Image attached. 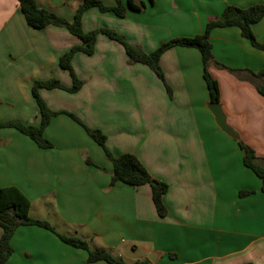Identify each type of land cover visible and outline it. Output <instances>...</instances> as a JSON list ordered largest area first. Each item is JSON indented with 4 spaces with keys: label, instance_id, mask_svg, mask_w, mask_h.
Instances as JSON below:
<instances>
[{
    "label": "crops",
    "instance_id": "crops-1",
    "mask_svg": "<svg viewBox=\"0 0 264 264\" xmlns=\"http://www.w3.org/2000/svg\"><path fill=\"white\" fill-rule=\"evenodd\" d=\"M102 1L109 7L117 3ZM141 1L146 8L128 10L124 19L90 9L83 17L84 31L111 29L151 53L169 39L203 34L209 19L221 16L227 6L264 4ZM36 2L72 21L82 0ZM253 32L264 43V18ZM210 41L215 62L254 73L264 69V52L239 28L215 29ZM80 44L66 28L33 29L19 0H0V120L39 126L32 87L50 79L71 87L72 77L59 61ZM160 63L172 96L153 71L131 64L121 45L100 34L92 56L77 53L73 58L75 73L84 81L82 89L75 94L41 90L40 95L52 111L72 113L102 131L115 157L134 154L153 179L166 183V217L157 213L151 186L119 182L111 187L113 163L66 114L54 117L46 128L45 137L54 146L48 150L15 129H0V187L20 189L31 201L32 218L126 264H264L263 182L245 166L239 146V141L249 146L264 163V96L257 90L259 81L209 65L227 122L239 134L236 140L219 128L208 108L200 52L174 48ZM2 234L0 228V239ZM11 245L14 251L6 264H89L86 251L36 226L20 227Z\"/></svg>",
    "mask_w": 264,
    "mask_h": 264
},
{
    "label": "trees",
    "instance_id": "trees-1",
    "mask_svg": "<svg viewBox=\"0 0 264 264\" xmlns=\"http://www.w3.org/2000/svg\"><path fill=\"white\" fill-rule=\"evenodd\" d=\"M113 7L106 6L102 0H82L77 8L72 21H67L52 12L41 9L36 0H19L20 8L26 21L30 27L41 30L49 26L66 28L72 35L80 39L81 44L74 46L66 52L59 61L61 69L67 71L73 80L71 87L64 86L57 79L47 81H36L32 87V94L39 108L40 124L39 126L28 125L20 121H1L0 129H15L23 135L29 137L41 149H52L53 143L45 137V130L49 126L51 120L60 115L66 114L81 125L88 135L100 145L106 154L108 160L113 163L114 171L111 180V187L122 182L129 186L141 187L144 185L151 186L152 199L158 215L164 218L168 214V210L164 204L163 197L168 192V185L152 178L147 169L134 154H123L115 157L107 148V136L100 130L91 129L76 115L68 112L52 111L46 101L41 97V90H63L70 94L79 92L84 86L82 81L73 68V58L77 53H83L92 56L95 53L97 38L100 34L106 36L111 41L118 43L125 50L129 62L131 64H142L147 66L155 75L163 82L168 93L172 96V89L166 81L165 74L161 67V58L169 50L174 48L197 49L202 57L204 67V79L206 81L210 102L212 104H220V89L218 82L209 74L208 68L211 63L218 67L227 69L241 79L253 82L257 80V90L264 96V69L254 73L248 70H235L215 62L213 55V45L210 41L211 33L215 29H225L237 27L240 29L242 36L247 39L251 45L264 52V43H260L254 35L253 26L264 18V4L255 5L246 9L236 6H227L220 17L209 19L205 31L201 35L194 37H183L171 39L160 45L151 53L145 52L142 48L130 44L122 35L111 29L101 28L98 30L85 32L83 29V17L87 11L97 8L102 13H113L116 17L124 19L128 10L142 11L146 5L141 0H116ZM154 0H151L153 3ZM244 75H247L246 78ZM239 146L244 155V164L252 170L263 182L264 190V163L258 160L256 153L249 146L239 141ZM87 164L92 165L90 159ZM250 192H242L241 195H248ZM31 201L17 187H0V228L3 230L0 239V264H6L13 254L11 240L15 232L23 226H36L48 230L64 242L65 244L84 250L88 253V263L106 262L108 264H126L121 260H117L109 253L103 250H91L89 245L75 237H67L58 233L55 228L47 221L34 219L30 215ZM135 264H148V262H138Z\"/></svg>",
    "mask_w": 264,
    "mask_h": 264
},
{
    "label": "water",
    "instance_id": "water-1",
    "mask_svg": "<svg viewBox=\"0 0 264 264\" xmlns=\"http://www.w3.org/2000/svg\"><path fill=\"white\" fill-rule=\"evenodd\" d=\"M208 108L215 117L219 128L230 137L239 140V134L228 124L227 117L223 112L222 106L220 104L211 103L208 105Z\"/></svg>",
    "mask_w": 264,
    "mask_h": 264
},
{
    "label": "rangeland",
    "instance_id": "rangeland-1",
    "mask_svg": "<svg viewBox=\"0 0 264 264\" xmlns=\"http://www.w3.org/2000/svg\"><path fill=\"white\" fill-rule=\"evenodd\" d=\"M149 2H150V1H149ZM150 4H151V3H150ZM219 17H220V16H219ZM213 18H215V17H213ZM181 38H182V37H181ZM172 39H174V38H172ZM169 40H171V39H169ZM169 40H168V41H169ZM166 42H167V41H166Z\"/></svg>",
    "mask_w": 264,
    "mask_h": 264
}]
</instances>
